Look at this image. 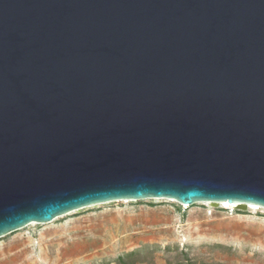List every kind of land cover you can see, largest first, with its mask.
<instances>
[{
	"label": "water",
	"instance_id": "1",
	"mask_svg": "<svg viewBox=\"0 0 264 264\" xmlns=\"http://www.w3.org/2000/svg\"><path fill=\"white\" fill-rule=\"evenodd\" d=\"M149 200L264 210V0H0V239Z\"/></svg>",
	"mask_w": 264,
	"mask_h": 264
},
{
	"label": "rangeland",
	"instance_id": "2",
	"mask_svg": "<svg viewBox=\"0 0 264 264\" xmlns=\"http://www.w3.org/2000/svg\"><path fill=\"white\" fill-rule=\"evenodd\" d=\"M0 264H264V212L115 202L0 239Z\"/></svg>",
	"mask_w": 264,
	"mask_h": 264
},
{
	"label": "bare ground",
	"instance_id": "3",
	"mask_svg": "<svg viewBox=\"0 0 264 264\" xmlns=\"http://www.w3.org/2000/svg\"><path fill=\"white\" fill-rule=\"evenodd\" d=\"M169 201H171V200H169ZM122 202L128 203V201H122ZM171 202H175V201H171ZM206 205L210 206L211 204L210 203H206ZM182 206L185 207V208L189 207V206H185V205H182ZM220 206L223 207V208H235V207H237V208H240V210H241V208H243L244 210L249 209V210H251L253 212H257V211H263L264 212L263 209H261L258 206H254V205H249V206L243 207V206L229 204L228 202H225V203H221ZM33 225H35V224H33Z\"/></svg>",
	"mask_w": 264,
	"mask_h": 264
},
{
	"label": "built area",
	"instance_id": "4",
	"mask_svg": "<svg viewBox=\"0 0 264 264\" xmlns=\"http://www.w3.org/2000/svg\"><path fill=\"white\" fill-rule=\"evenodd\" d=\"M221 208L226 210L229 213L230 216H234L235 214H237L240 211L237 207H235V208H223V207H221Z\"/></svg>",
	"mask_w": 264,
	"mask_h": 264
}]
</instances>
